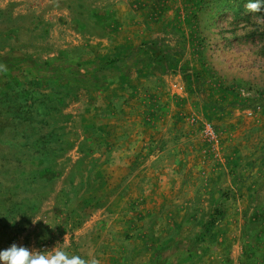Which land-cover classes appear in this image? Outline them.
<instances>
[{
  "label": "crops",
  "instance_id": "crops-1",
  "mask_svg": "<svg viewBox=\"0 0 264 264\" xmlns=\"http://www.w3.org/2000/svg\"><path fill=\"white\" fill-rule=\"evenodd\" d=\"M182 4L83 0L82 18L69 6L58 10L72 38L60 42L64 66L56 74L75 69L83 76L70 124L77 154L90 163L81 166L87 191L66 245L84 264H186L164 257L176 218L169 204L210 192L219 171L237 158L247 162L251 135L264 136L263 113L248 120L232 100H215L201 85Z\"/></svg>",
  "mask_w": 264,
  "mask_h": 264
},
{
  "label": "rangeland",
  "instance_id": "rangeland-1",
  "mask_svg": "<svg viewBox=\"0 0 264 264\" xmlns=\"http://www.w3.org/2000/svg\"><path fill=\"white\" fill-rule=\"evenodd\" d=\"M249 2L182 4L187 43L203 67L201 85L214 90L215 100H232L248 120L264 115V5L250 11ZM68 6L83 17V0H0V249L13 243L37 250L62 247L80 257L66 244L87 191L81 167L86 158L74 148L70 124L83 76L75 69L56 74L64 66L60 42L72 38L66 12L58 11ZM246 158L245 164L237 158L235 166L219 171L210 192L197 201L175 196L169 209L176 218L166 234L173 245L165 258L264 264V136L251 135Z\"/></svg>",
  "mask_w": 264,
  "mask_h": 264
},
{
  "label": "clouds",
  "instance_id": "clouds-1",
  "mask_svg": "<svg viewBox=\"0 0 264 264\" xmlns=\"http://www.w3.org/2000/svg\"><path fill=\"white\" fill-rule=\"evenodd\" d=\"M261 5H264V0H250L246 7L250 11H258ZM0 264H84V261L76 255H69L62 247L37 250L13 243L8 248L0 249ZM91 264H95V261H91Z\"/></svg>",
  "mask_w": 264,
  "mask_h": 264
},
{
  "label": "built area",
  "instance_id": "built-area-1",
  "mask_svg": "<svg viewBox=\"0 0 264 264\" xmlns=\"http://www.w3.org/2000/svg\"><path fill=\"white\" fill-rule=\"evenodd\" d=\"M252 114H253L252 112H249V113H248L249 116H252ZM208 134H210V135H214L215 132H214L213 129H209V130H208ZM44 246H48V245H44Z\"/></svg>",
  "mask_w": 264,
  "mask_h": 264
}]
</instances>
